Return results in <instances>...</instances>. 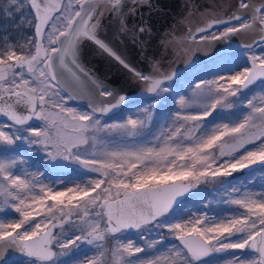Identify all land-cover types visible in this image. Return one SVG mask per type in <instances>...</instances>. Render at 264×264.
<instances>
[{"label":"snow or ice","instance_id":"6c2138e0","mask_svg":"<svg viewBox=\"0 0 264 264\" xmlns=\"http://www.w3.org/2000/svg\"><path fill=\"white\" fill-rule=\"evenodd\" d=\"M123 9V0H8V15L26 18L34 32L19 50H0V248L18 249L28 264H58L85 244L95 253L82 255L87 264H103L108 242L117 264H209L216 254L227 255L212 264H264V2L239 0L237 12L189 35L207 43L257 30L259 38L239 45L244 66L198 79L168 112L157 105L175 74L136 71L100 35L105 12L120 20ZM86 42L144 82L153 103L108 119L127 97L86 69ZM77 100L86 107L69 105ZM18 142L90 178L32 173L24 157L4 151ZM245 170L247 181L225 186ZM201 183L219 185L217 204L227 211L211 213L205 198L193 204L202 214L185 220L193 211L187 194ZM165 229L178 244L168 247Z\"/></svg>","mask_w":264,"mask_h":264},{"label":"water","instance_id":"95a60500","mask_svg":"<svg viewBox=\"0 0 264 264\" xmlns=\"http://www.w3.org/2000/svg\"><path fill=\"white\" fill-rule=\"evenodd\" d=\"M238 2L148 0L147 4L140 5L138 0H123L124 16L120 20L124 22L126 30L120 32V20L114 14L105 12L100 35L136 71L156 79L171 74H175V78L183 70L215 54L238 49L259 38L257 30H249L231 37L230 41L221 39L206 43L200 41L198 35L195 41L189 39L190 34H196L197 28L237 12ZM249 2L258 5L264 0ZM140 27H145L146 31L139 32ZM81 59L86 69L105 85L125 95L127 102L152 95L144 94V82L90 42L82 46ZM78 101L86 105L85 100ZM18 255H22L18 249L0 248V264Z\"/></svg>","mask_w":264,"mask_h":264},{"label":"rangeland","instance_id":"374dc122","mask_svg":"<svg viewBox=\"0 0 264 264\" xmlns=\"http://www.w3.org/2000/svg\"><path fill=\"white\" fill-rule=\"evenodd\" d=\"M8 7V0H0V50H2V46L7 44H12L17 46L18 50L20 47L26 45V40L28 36L33 35L34 29L30 28L28 24L25 22L26 18L22 19L18 14L8 15V12L5 9ZM222 30V28H221ZM218 33V32H217ZM216 33V34H217ZM34 49H32V52ZM259 49H257V52ZM246 63V56L243 54V51L238 49L224 51L214 56L188 67L187 69L180 72L172 81H166V84H169L172 91L169 94H163L164 97L159 99V103L157 105L158 112H168L174 108V97L179 94H186V98L193 95L192 89L195 88V82H198V79H213V76L226 73L231 70H237L239 67L244 66ZM192 85V88H189ZM153 95V94H152ZM154 97L151 95L145 97H139L133 99L131 101L126 102L125 105L121 107V109L114 114H110L108 119H112L115 117L122 118L126 113L131 111L132 109L142 106L144 104L153 103ZM178 99V98H177ZM70 106H76L79 108H85L86 105L80 101H70ZM218 115V113H214V116ZM37 121L33 122L34 126H38ZM33 148L32 146H26L22 142H18L14 147L10 149H5L4 151L16 154L24 157L28 152ZM51 168L53 170H57L63 168V170H69L70 172L59 176L54 177L53 175H49L45 173V171H41V169H37L32 166L28 161L22 165V167L28 169L32 173L43 172L45 176L50 180L63 179L66 182L71 180H82L88 179L90 173L81 169L79 165L72 164L67 161L58 160L55 162H50ZM95 175V174H92ZM251 173L249 170H245L243 173L234 174V177H229L225 181V186H230L232 184L237 183L239 180L247 181L250 177ZM259 179V177H257ZM49 183V181H45ZM79 183L80 181H76ZM69 187H74L75 184H69ZM83 186V185H82ZM219 188L218 184L215 183H201L196 186V188L192 189L188 195L189 199L187 201V207L190 210H193L191 215H186L184 217L185 220L192 221L196 216L202 214L197 213L193 208V204H197L200 201L202 202L203 207H211L210 212L213 214H219L221 212L227 211V209L223 206L217 204V200H219L222 193L217 192ZM215 197V199H214ZM51 203V202H49ZM227 215V213H225ZM65 231H70V226H65ZM129 237L134 238L135 233L129 232ZM162 235L166 237V243L168 247H171L173 243H177L174 239V236H169L167 230H162ZM108 253L103 258V264H117L118 258L112 256L111 242H108ZM161 249L164 248V245H160ZM58 253L60 249H55ZM240 251V250H236ZM67 254L60 256V260L58 264H87V258L82 255L87 253L88 257H93L95 255L94 250L88 245H82L77 250H66ZM227 254H216L209 259V264L212 262L223 261L226 258ZM1 264H28L27 258L24 255H19L12 259L6 260Z\"/></svg>","mask_w":264,"mask_h":264},{"label":"trees","instance_id":"16d2710c","mask_svg":"<svg viewBox=\"0 0 264 264\" xmlns=\"http://www.w3.org/2000/svg\"><path fill=\"white\" fill-rule=\"evenodd\" d=\"M32 147L33 148H31L24 158L28 161V163L34 166L36 170L39 168L41 171L43 170L45 173L53 175L54 177H59L70 172L69 170H63V168H61V170H53L51 168V161H49L45 153L39 149V146L36 145Z\"/></svg>","mask_w":264,"mask_h":264},{"label":"flooded vegetation","instance_id":"af4514ba","mask_svg":"<svg viewBox=\"0 0 264 264\" xmlns=\"http://www.w3.org/2000/svg\"><path fill=\"white\" fill-rule=\"evenodd\" d=\"M23 255V254H22ZM19 256V255H18ZM15 257H17V256H15ZM14 258V257H13ZM12 259V258H11ZM9 260V259H8ZM6 261V260H5Z\"/></svg>","mask_w":264,"mask_h":264}]
</instances>
